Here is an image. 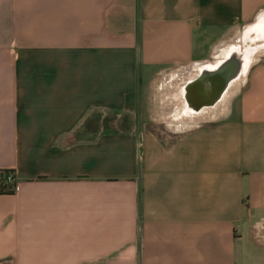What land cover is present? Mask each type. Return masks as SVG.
<instances>
[{
    "label": "crops",
    "instance_id": "crops-1",
    "mask_svg": "<svg viewBox=\"0 0 264 264\" xmlns=\"http://www.w3.org/2000/svg\"><path fill=\"white\" fill-rule=\"evenodd\" d=\"M262 11L0 0V264H264V59L213 118L184 93Z\"/></svg>",
    "mask_w": 264,
    "mask_h": 264
},
{
    "label": "water",
    "instance_id": "water-1",
    "mask_svg": "<svg viewBox=\"0 0 264 264\" xmlns=\"http://www.w3.org/2000/svg\"><path fill=\"white\" fill-rule=\"evenodd\" d=\"M242 61L241 56L231 53L218 65L208 63L212 67L203 66L197 77L184 87L187 105L193 112L199 113L204 108H212L220 101L230 83L240 75Z\"/></svg>",
    "mask_w": 264,
    "mask_h": 264
},
{
    "label": "bare ground",
    "instance_id": "bare-ground-1",
    "mask_svg": "<svg viewBox=\"0 0 264 264\" xmlns=\"http://www.w3.org/2000/svg\"><path fill=\"white\" fill-rule=\"evenodd\" d=\"M261 24H258V27H260ZM262 28H256V29H250L248 32H259L261 31ZM264 30V29H263ZM258 34V33H257ZM264 31L260 32L257 37L263 38ZM243 49H237L235 48H230L229 52H226V54L223 56V58L219 57L217 61H215V64H219L226 60L228 56L233 53V55H238L241 56L243 59L241 69H240V75L237 77L236 80H233L230 85L228 86V89L224 92L222 95L220 101L217 103L215 108L213 109H207L204 110L199 117H197V120H205L207 118H213L215 117L219 112H222L228 101L232 98V96L235 94V92L238 90V88L241 86L243 81L245 80V77L247 75L248 68L255 62L256 58L258 57L259 53L264 52V40L261 42L260 45H250L245 48V46L242 47ZM213 63V66H214ZM212 67V65H208ZM213 110V111H212Z\"/></svg>",
    "mask_w": 264,
    "mask_h": 264
},
{
    "label": "rangeland",
    "instance_id": "rangeland-1",
    "mask_svg": "<svg viewBox=\"0 0 264 264\" xmlns=\"http://www.w3.org/2000/svg\"><path fill=\"white\" fill-rule=\"evenodd\" d=\"M258 24H261V26L258 27ZM252 28L253 29L262 28V29L259 32H253V31L248 32ZM263 29H264V11L259 13L249 25L241 29L235 35L234 38H232L230 41H228L222 47H220L214 54V59L210 63L213 64L215 61L219 59V57L222 58L226 54V52H229L230 48L236 47L237 49H243L242 48L243 46H245L246 48L247 46H250V45H257V46L260 45L261 42H263L264 40V34L262 35L263 38H259L257 37V35H259L260 32L264 31ZM263 59H264V52L258 54V57L256 58L255 62L257 60H263ZM115 122H116L115 124L110 125L111 128L123 127V126L129 125V121L125 119L124 117H121L120 119L116 118ZM261 253L264 256L263 250H261Z\"/></svg>",
    "mask_w": 264,
    "mask_h": 264
},
{
    "label": "built area",
    "instance_id": "built-area-1",
    "mask_svg": "<svg viewBox=\"0 0 264 264\" xmlns=\"http://www.w3.org/2000/svg\"><path fill=\"white\" fill-rule=\"evenodd\" d=\"M0 189L6 194H12L18 191L16 174L13 170L0 171Z\"/></svg>",
    "mask_w": 264,
    "mask_h": 264
},
{
    "label": "trees",
    "instance_id": "trees-1",
    "mask_svg": "<svg viewBox=\"0 0 264 264\" xmlns=\"http://www.w3.org/2000/svg\"><path fill=\"white\" fill-rule=\"evenodd\" d=\"M0 193H3V192L1 191V189H0Z\"/></svg>",
    "mask_w": 264,
    "mask_h": 264
}]
</instances>
